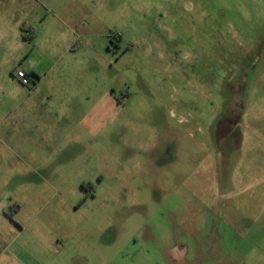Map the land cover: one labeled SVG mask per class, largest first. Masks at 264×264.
Returning a JSON list of instances; mask_svg holds the SVG:
<instances>
[{
	"label": "rangeland",
	"instance_id": "obj_1",
	"mask_svg": "<svg viewBox=\"0 0 264 264\" xmlns=\"http://www.w3.org/2000/svg\"><path fill=\"white\" fill-rule=\"evenodd\" d=\"M26 1L0 0V264H264V0H71L67 53Z\"/></svg>",
	"mask_w": 264,
	"mask_h": 264
},
{
	"label": "crops",
	"instance_id": "obj_2",
	"mask_svg": "<svg viewBox=\"0 0 264 264\" xmlns=\"http://www.w3.org/2000/svg\"><path fill=\"white\" fill-rule=\"evenodd\" d=\"M30 1V0H27ZM26 1V3H27ZM39 5H41L46 11V15L43 12H38L36 20L40 21L39 25V34H36L33 42H37L42 46H63L64 53L71 51V35H75V31L73 26L70 23V12L69 6L71 5V0H36ZM63 7V9H61ZM51 14V15H49ZM70 14L68 17H64L65 15ZM64 15V16H63ZM46 17H48L46 19ZM27 18V16H26ZM57 20V21H55ZM25 23L26 19L24 20ZM60 24V25H59ZM26 26V24H24ZM27 29V28H25ZM33 29V28H31ZM58 29L56 33L51 32L52 30ZM30 30V28H28ZM72 41V40H71ZM48 59H56L59 57V49L53 48L47 51ZM30 74V72L28 71ZM47 73L43 76L44 78L47 77ZM31 76V74H30ZM44 78H41L43 80ZM32 79V76H31Z\"/></svg>",
	"mask_w": 264,
	"mask_h": 264
},
{
	"label": "built area",
	"instance_id": "obj_3",
	"mask_svg": "<svg viewBox=\"0 0 264 264\" xmlns=\"http://www.w3.org/2000/svg\"><path fill=\"white\" fill-rule=\"evenodd\" d=\"M15 77L21 82V84L22 85H24V86H29L30 84H31V76H30V74L26 71V70H24V69H22V68H19V67H17L16 69H15Z\"/></svg>",
	"mask_w": 264,
	"mask_h": 264
}]
</instances>
